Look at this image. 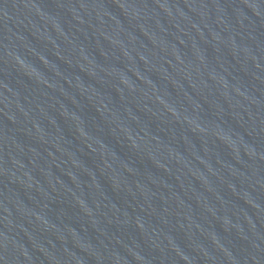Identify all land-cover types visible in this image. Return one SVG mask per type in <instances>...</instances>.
I'll return each instance as SVG.
<instances>
[{
    "label": "water",
    "instance_id": "1",
    "mask_svg": "<svg viewBox=\"0 0 264 264\" xmlns=\"http://www.w3.org/2000/svg\"><path fill=\"white\" fill-rule=\"evenodd\" d=\"M0 264H264V0H0Z\"/></svg>",
    "mask_w": 264,
    "mask_h": 264
}]
</instances>
